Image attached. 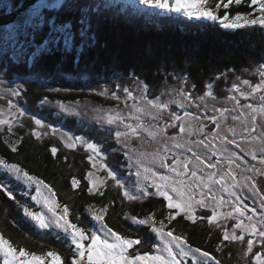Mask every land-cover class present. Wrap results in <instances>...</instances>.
<instances>
[{
  "label": "snow or ice",
  "instance_id": "snow-or-ice-1",
  "mask_svg": "<svg viewBox=\"0 0 264 264\" xmlns=\"http://www.w3.org/2000/svg\"><path fill=\"white\" fill-rule=\"evenodd\" d=\"M140 3L190 20L215 22L223 29H264V0ZM242 4L250 11L231 10L233 5ZM17 8L13 0H7L3 14ZM98 14V6L81 5L78 0H41L32 6L31 15L36 21L26 22L31 28L24 33L20 55L14 51L11 60H20L26 70H34L36 79L0 81L9 85L0 93V101H5L0 106V136L12 153L18 152L24 140L17 129L25 128V135L41 143L46 137H55L64 149H83L89 167L82 178L72 176L73 194L78 190L92 197H105L109 188L115 189L122 206L118 218L136 234L123 232L108 222L116 200L100 201L99 206L86 203L83 213H74L72 205L58 199L50 183L19 163L0 159L4 175L0 193L19 206L37 231L53 232L57 239L68 242L67 254L55 248L38 252L0 231V264H222L213 252L193 246L188 234L177 230L178 220L193 225L206 221L213 230H219L215 252L237 245V264H264V62L251 73L255 79L236 75L222 99L213 81L200 89L195 84L189 87L187 76L165 70L163 88L158 93L135 72L125 78L127 84L117 79L111 87L93 89L96 96L115 101L112 107L80 101L53 104L48 96L39 100L42 107L51 105L65 118L88 117L99 131L106 132L117 146L112 151L124 158L127 176L108 163L102 142L54 126L13 99L22 98L25 85L31 82L48 92L73 90L74 85L52 86V76L40 66L41 61L58 57L56 74L70 76L73 81V73L88 72L87 68L81 69L80 62L87 50L98 45ZM41 33L42 39L37 40ZM69 56L70 73L64 69ZM119 76L113 73L114 78ZM221 76L228 79L224 73L215 79ZM75 86L81 90L90 87ZM48 151L55 158L60 148L53 144ZM13 179L24 186L23 196L32 205L17 199L11 186ZM82 180L86 181L83 187ZM150 197L160 198L167 212L132 214L124 210L126 204L131 206ZM85 214L89 219H82ZM17 225L13 219L12 226ZM145 228L152 234L151 240L141 234Z\"/></svg>",
  "mask_w": 264,
  "mask_h": 264
},
{
  "label": "trees",
  "instance_id": "trees-1",
  "mask_svg": "<svg viewBox=\"0 0 264 264\" xmlns=\"http://www.w3.org/2000/svg\"><path fill=\"white\" fill-rule=\"evenodd\" d=\"M4 2L7 0H0V27L16 23L41 0H13L18 8L7 15L3 14ZM78 2L81 5L99 7L98 24L96 25L98 45L87 50L81 58V69L87 68L89 71L81 72L78 75L73 73L75 77L89 73L107 80L113 76V73L128 77L130 73L135 72L156 91L163 87L165 70L168 73L175 70L176 73L187 76L189 83L195 84L198 89L203 88L205 83L213 81L216 90L223 93L226 91H223V85L218 84L215 79L217 75L243 71L250 64L264 61V29L259 26L242 30H228L223 29L215 22L190 20L182 14L165 13L158 9L149 8L148 10V8L140 7L137 3L134 4L128 0H78ZM210 2H214V0H210ZM231 10L233 12L250 11L246 4L233 5ZM222 12L223 9H221V14ZM42 36V33L38 35L37 40L42 39ZM23 41L24 38L21 42L23 43ZM57 60L58 57H46L41 61L40 66L52 76L51 79L66 81L70 76H60L55 72ZM13 65L19 66L14 67ZM64 69L65 72H72L71 56L68 57ZM157 69L160 71L158 72ZM3 72L9 78L17 76L27 79L35 76L34 70H26L22 63L13 61H9ZM171 83L174 84L175 81H171ZM43 96L66 102L93 98L107 106L116 103L87 91L54 93L39 87L35 82L26 84L25 105L27 108L54 123H63V121L56 119L51 111L40 108L39 100ZM64 123L75 133L85 134L97 142H102L104 147L109 144L106 141L109 138L105 133L99 131L98 127L81 125L76 119H68ZM22 135L24 140L17 153H12L3 143V137L0 136V159L19 163L31 174L50 183L57 191L58 199L62 203L67 202L72 205L74 213H83L86 203H94L99 206L100 201L116 200L107 217L108 222L123 232L136 234L134 228L130 229L128 224L118 218L117 214L121 212L122 206L117 199L115 189L109 188L105 197H92L87 192L79 193L78 190L76 194H73L71 178L72 176L82 178L86 174L89 165L84 157L87 154L64 149L56 138H45L41 143L29 135H25L24 132ZM53 144L60 148L55 158L48 151ZM109 150L106 148L105 152L110 154ZM116 154L113 155L114 159L109 163L126 176L127 172L120 170L124 158L122 154ZM3 179L4 175L0 171V180ZM84 184L86 181L82 180V187ZM11 186L15 188L17 199L26 203L28 198L23 196L24 188L14 179L11 181ZM124 210L130 211L132 214L156 211L160 215L167 212L160 201L156 199L133 206L126 204ZM13 219L18 222L16 227L12 226ZM82 219L89 218L85 214ZM176 227L178 231H185L188 234L193 246H200L213 252L222 260V264H237L239 260L238 246L229 245L222 252H215L220 233L219 230H213L208 226L206 221H199L193 225L191 222L178 220ZM0 231H3L16 243L31 250L39 252L55 248L62 254H67L65 252L68 244L66 240L57 239L56 234L52 232L37 231L31 226L19 206L3 193H0ZM141 234L145 235L148 240L152 238V234L147 228Z\"/></svg>",
  "mask_w": 264,
  "mask_h": 264
},
{
  "label": "rangeland",
  "instance_id": "rangeland-1",
  "mask_svg": "<svg viewBox=\"0 0 264 264\" xmlns=\"http://www.w3.org/2000/svg\"><path fill=\"white\" fill-rule=\"evenodd\" d=\"M128 1L134 2V4L137 3L140 7H145V8H148V10H149V7L141 4L140 0H128ZM46 2L51 3L52 0H46ZM4 3H6V2H4ZM4 3H3V5H4ZM31 13H32V10L29 11L28 13L24 14L16 23H14L12 25H9L7 27H0V81H9L11 79H16L17 82H22V80H23V79H21V78H19L17 76H13L11 78L7 77L6 74L3 72V69L5 68V66L7 64H9V61H12L11 57L13 56L14 51L16 52L17 55H20V46L22 44L21 40L23 38H25L24 33L28 32L29 28H31V25L26 23V22L29 21V20H32L34 22L36 21V18L32 17ZM13 62L21 63L20 60H16V61H13ZM260 62H264V61H260ZM260 62H258V63L256 62L254 64L248 65V67L246 69H244L243 71H238V72L232 71V72L225 73V75L228 77V79H224V76H221V79L217 80L218 84H222L223 85V87H222L223 91L227 92V88L231 86V83L234 80L236 75H241L242 78L255 79V77L252 76L251 73L255 71V67H257ZM219 75H217V76H219ZM32 78L36 79L35 76L32 77ZM125 78H127V77L124 76V75H120L119 77H116V78H114L112 76L109 79L104 80V79H100L98 76H95V75H92V74H89V73H84V74H81L80 76L75 77L74 81H73L72 77H68L66 81H63V80H60V79H57V80L56 79H50L49 83H51L52 86H55V87H62V86L66 87V86H69V85H74L73 86V90L68 91V92L87 91L88 93L95 94L93 89L98 90L101 85L106 86V87H111L116 82L117 79H121V80H123V82L125 84H127L128 80L125 79ZM226 84H228V85H226ZM75 85H90V87H85L83 90H81L79 87H76ZM191 85H192V83H189V87ZM8 86H9L8 83H0V93H3L4 90ZM162 88L163 87L157 89L156 92L158 93ZM215 90H216V85H215ZM25 92H26V85H25V91L23 93L22 98H13V99L14 100L18 99L19 103L22 106H25L27 108V106L25 105ZM220 98H221V96H220ZM50 100L53 102V104H55L56 101H60V102H63V103H74V101L73 102H66V101H63V100H52V99H50ZM80 102L82 104L87 102V103H90V104L100 105V106H103V107H112V106H114V105H109V106L104 105L102 103H99L97 100H95L93 98L83 99V100H80ZM4 104H5V101H0V106H4ZM40 108H42L43 110L51 111L53 113V115L55 116V118L63 121V123H54L50 119L40 116L35 111H32V110H30L28 108L27 109L31 113L36 114L38 117L43 118L46 122H50L54 126L61 127L63 130H68V131H70L72 133H75L73 130H71L64 123L68 119H76V120L79 121V123L81 125H87V126H90V127H94V126L97 127L95 124H93L91 122V120L88 117H82V118L67 117V118H65V117H63L62 114L58 113L57 110L54 107H52L51 105H45L43 107L40 105ZM17 132L20 135H22V132L26 133L27 129L26 128L25 129H17ZM103 133H105L107 135V137L109 138V140H106L109 143L108 146L106 145V147H103V151L104 152H105L106 148L110 149L109 151L111 153L110 154L107 153L108 154V163H109L110 160L114 159L113 155L115 156V155H117L116 153H118V152H113L112 151V149L117 147V146L115 145L114 140H112V138L106 132H103ZM75 134H77V133H75ZM46 138H55V137H46ZM77 152H83L84 154H86L83 151V149H78ZM119 154H121V153H119ZM109 157H111V158H109ZM122 162L125 163L124 159L122 160ZM124 163L121 165L120 170H125L127 172V168L125 167ZM0 171L2 172V170H0ZM127 175H128V172H127ZM20 185L24 188V186L22 184H20ZM24 190H25V188H24ZM148 199L160 200V198H158V197H150ZM141 202H143V201H141ZM141 202H136L133 205L139 204ZM26 203H28L29 205L33 204V202L30 199H28V201H26ZM40 232L47 233V232H50V231H40ZM61 235H63V234H61Z\"/></svg>",
  "mask_w": 264,
  "mask_h": 264
},
{
  "label": "flooded vegetation",
  "instance_id": "flooded-vegetation-1",
  "mask_svg": "<svg viewBox=\"0 0 264 264\" xmlns=\"http://www.w3.org/2000/svg\"><path fill=\"white\" fill-rule=\"evenodd\" d=\"M216 92H218L217 90H215ZM218 93H220V96H221V98H220V96L218 97V98H220V99H222L223 98V96H224V94H226V92H218ZM123 175V174H122ZM149 200H154V199H147V200H145V201H143V202H141V203H145V202H147V201H149ZM160 201V200H159ZM141 203H139V204H141ZM160 203H161V201H160ZM136 205V204H135ZM164 208V207H163ZM166 211H167V209L166 208H164ZM199 222V221H198Z\"/></svg>",
  "mask_w": 264,
  "mask_h": 264
}]
</instances>
